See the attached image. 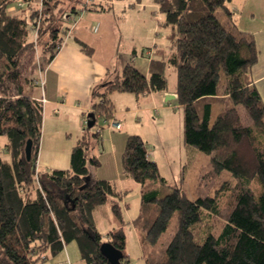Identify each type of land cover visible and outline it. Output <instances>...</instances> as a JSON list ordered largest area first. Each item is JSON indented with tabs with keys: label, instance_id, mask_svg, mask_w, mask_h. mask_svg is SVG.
<instances>
[{
	"label": "trees",
	"instance_id": "trees-1",
	"mask_svg": "<svg viewBox=\"0 0 264 264\" xmlns=\"http://www.w3.org/2000/svg\"><path fill=\"white\" fill-rule=\"evenodd\" d=\"M33 1L0 0V264H43L70 242L84 264H109L99 252L104 242L122 253L121 264H129L122 229L109 231L104 240L93 222V212L109 198L119 217L125 195L112 182L88 180L90 169L99 166L92 151L101 143V126L84 129L70 150L68 170L39 172L43 108L25 94L22 76L24 60L34 50L44 58L40 66L37 62L41 71L56 55L68 31L63 14L74 19L108 7L102 0H42L38 10ZM153 1L163 16L161 27L171 28L167 49L154 52L147 77L127 64L94 87L98 101L89 114L95 123L113 118L112 93L165 92L170 67L183 144L207 155L210 168L198 173L192 198L181 187L162 197L158 190L142 193L133 221L141 259L144 264H264V105L250 74L258 59L254 39L234 23L232 0ZM18 3L24 7L10 12ZM78 46L90 54V48ZM120 163L122 174L138 185L164 183L138 135L126 138Z\"/></svg>",
	"mask_w": 264,
	"mask_h": 264
},
{
	"label": "crops",
	"instance_id": "crops-1",
	"mask_svg": "<svg viewBox=\"0 0 264 264\" xmlns=\"http://www.w3.org/2000/svg\"><path fill=\"white\" fill-rule=\"evenodd\" d=\"M121 2V0H102L108 10L81 12L74 19L69 18L72 22L66 23L68 31L54 58L42 71L35 68L38 78L30 81L31 87L27 92L25 89V94L40 101L43 108L41 139L37 155L39 172L69 169L70 150L80 139L82 126L96 103V99L92 97L94 87L119 75L127 64H132L147 77L154 52L157 49H167V36L171 28L160 29L158 21L157 25H153L151 18L147 16L146 21L151 25L148 26L144 43L136 44L131 36L122 42L117 19L122 15L116 16L111 11L113 7L116 8V12L118 8L124 7ZM153 4L158 10L154 1ZM128 6L132 7L131 4ZM228 9L238 30L251 34L254 39L258 59L251 68L250 74L252 84L264 105V0H232L228 4ZM10 12H16V9L12 8ZM135 15H128L133 19L132 22L141 21L143 18ZM157 17L161 18L160 14ZM79 44L90 48V54L81 51ZM38 79L43 83L42 86L35 84ZM112 94L109 100L112 105V101L118 103L119 108L113 105V118L109 120L98 118V121H101V143L99 147L94 148L92 154L97 157L99 166L90 169L88 180L90 183L96 180L112 182L122 193L127 192L124 188L126 186L137 193L136 183L126 178L121 170L120 160L126 138L133 134L141 137L136 126L137 121H140L145 113L151 114L152 111H156L161 114L159 118L161 121L165 112L177 105L176 95L174 88L168 89V87L165 92L150 93L140 97L129 93ZM169 95H173L174 98L170 99ZM145 103L147 106H143ZM127 115L130 119L124 124L122 119ZM71 122L73 124L69 127ZM112 122L119 123L120 129H114L111 126ZM64 126L67 130L74 131V138L66 139V136V147H58L56 137ZM148 153L150 158L149 150ZM136 197L138 199V196ZM138 200L140 205V198ZM43 264H84V262L77 244L70 242L58 254L47 256Z\"/></svg>",
	"mask_w": 264,
	"mask_h": 264
},
{
	"label": "rangeland",
	"instance_id": "rangeland-1",
	"mask_svg": "<svg viewBox=\"0 0 264 264\" xmlns=\"http://www.w3.org/2000/svg\"><path fill=\"white\" fill-rule=\"evenodd\" d=\"M122 6L118 8L113 7L111 11L122 16H119L118 26L122 35V42L126 40L128 36H131L136 44L140 42L144 43L147 35L148 26L151 25L149 21H146V16L151 18L153 25H157V21L160 25L163 21L162 15L155 9L152 0H121ZM131 4L132 7L128 5ZM153 4V5H152ZM14 6H10L9 11ZM139 13V15H135ZM218 14L222 11L218 9ZM161 18L157 17V15ZM135 15L143 17L141 21L132 22L131 16ZM126 16V17H124ZM128 17V18H127ZM64 14L60 20L65 21ZM30 30V38H34L33 29ZM44 62V58L40 54L39 50L36 49L30 55H27L24 60L22 67V76L24 78V86L26 92L31 87L30 81H34L37 76V62ZM165 77L168 89L175 88L176 77L172 68H167L165 71ZM34 85V84H33ZM109 94L108 98H111ZM98 99H96V102ZM113 105L118 107V103L112 101ZM142 106V105H141ZM147 106V104H143ZM145 108V107H144ZM240 113L242 118H246L244 111L241 109ZM160 113L152 111L151 114L145 113L144 117L140 121H137L136 130L140 133L143 141L146 143L148 150L150 151V158L155 161L158 168V175L164 181L163 184L158 182H149L145 186L138 184V191L130 190L129 187H124L127 192L125 193L122 201L119 203V217H116L112 212V204L114 199L109 198L108 201L97 208L93 212V222L98 232L104 237L106 233L113 229L121 228L125 237V253L128 256L129 264H144L141 259L142 250L140 246L139 235L136 232L133 221L139 214L140 205L139 198L141 201L142 193L148 190H158L159 196L162 197L169 193L173 187H181L184 189L186 195L192 198L193 186L196 182V178L199 172H205L210 168L209 158L207 155L199 152L194 147L185 146L182 141V112L179 106L175 104V108L169 109L165 112V115L161 121H159ZM129 116L127 115L122 122L125 124L128 121ZM247 119V118H246ZM73 123V119H70ZM131 121V120H129ZM69 123V127L73 123ZM86 122V121H85ZM133 123V122H132ZM101 125V121L97 120L91 131H94L98 126ZM86 129V124L82 126V132ZM66 130V131H65ZM60 134L56 137V143L58 147H66V139L74 138V131L67 130L66 127L60 129ZM1 142L4 139L1 138ZM154 155H153V153ZM138 196V199L137 197ZM105 240V237H104ZM36 264H42L41 260H37Z\"/></svg>",
	"mask_w": 264,
	"mask_h": 264
},
{
	"label": "water",
	"instance_id": "water-1",
	"mask_svg": "<svg viewBox=\"0 0 264 264\" xmlns=\"http://www.w3.org/2000/svg\"><path fill=\"white\" fill-rule=\"evenodd\" d=\"M170 99H173V95H169ZM86 129H92L95 125V118L92 114L87 115L86 119ZM24 154L27 161H29L31 157V141H27ZM85 186V185H84ZM99 252L103 257L106 258L109 264H121L120 260L122 259V253L115 249L111 244L104 242L100 245Z\"/></svg>",
	"mask_w": 264,
	"mask_h": 264
},
{
	"label": "built area",
	"instance_id": "built-area-1",
	"mask_svg": "<svg viewBox=\"0 0 264 264\" xmlns=\"http://www.w3.org/2000/svg\"><path fill=\"white\" fill-rule=\"evenodd\" d=\"M89 1V0H88ZM32 6L38 10H41L42 7V0H34L32 3ZM24 5L21 3H18L15 7H13V9H19V8H23ZM65 22L68 24L69 22H72V19H65ZM33 33H34V37L36 34V27H33ZM40 84L41 86L43 85V83L40 81V79H38L37 81H35V84ZM42 102H44V100L42 99ZM111 126H113L114 129L119 130L120 129V124L116 123V122H112Z\"/></svg>",
	"mask_w": 264,
	"mask_h": 264
}]
</instances>
